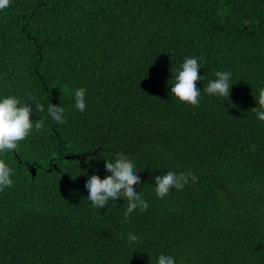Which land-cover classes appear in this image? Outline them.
I'll use <instances>...</instances> for the list:
<instances>
[{"label": "trees", "instance_id": "trees-1", "mask_svg": "<svg viewBox=\"0 0 264 264\" xmlns=\"http://www.w3.org/2000/svg\"><path fill=\"white\" fill-rule=\"evenodd\" d=\"M186 57L200 65L198 106L171 95ZM216 71L231 73L229 96L204 92ZM262 88L264 0H10L0 100L31 105L33 128L0 153L14 170L0 191V264H264ZM121 153L149 205L127 220L126 197L93 207L85 187ZM169 171L198 179L158 198L154 178Z\"/></svg>", "mask_w": 264, "mask_h": 264}, {"label": "clouds", "instance_id": "clouds-1", "mask_svg": "<svg viewBox=\"0 0 264 264\" xmlns=\"http://www.w3.org/2000/svg\"><path fill=\"white\" fill-rule=\"evenodd\" d=\"M10 0H0V10L7 8ZM200 65L196 58L186 57L174 76V83L171 86V95L175 96L181 103L198 106L201 92L197 89L196 83L201 79L199 76ZM216 79L208 82L204 88V92L210 95H219L220 97L229 96L231 73L228 71H216ZM85 89L79 88L75 90L74 107L80 112H84ZM259 109H264V88L259 90L258 101ZM38 112L44 110L43 105H37ZM31 105H21V102L14 96H10L0 100V153L11 151L18 147V142L23 141L33 128V121L30 119L32 113ZM257 119L264 121V110L254 108ZM48 114L57 123H66L63 119L64 109L61 106L50 104ZM44 121L37 120L35 122L36 131L43 130ZM251 150H255L254 145ZM105 169L111 175L101 179L98 175H92L87 179L85 187L89 193V200L93 207L104 208L108 201H116L121 194L127 198L128 207L125 212V219L137 208L140 211L148 209V203L141 195L134 191L133 186L140 183V178L134 171V164L128 157L121 153L117 154L115 161L105 160ZM14 170L9 168L4 160L0 159V191L4 188L11 187L13 180L11 176ZM155 192L158 198L163 199L169 194L170 189L182 190L183 187L191 180L196 182L198 179L195 174L167 172V174L156 176ZM129 242H135L138 237L129 234ZM157 264H175L174 258L170 256L160 255Z\"/></svg>", "mask_w": 264, "mask_h": 264}]
</instances>
